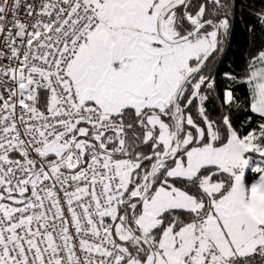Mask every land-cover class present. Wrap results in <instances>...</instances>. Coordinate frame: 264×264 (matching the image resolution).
<instances>
[{
	"label": "snow or ice",
	"instance_id": "1",
	"mask_svg": "<svg viewBox=\"0 0 264 264\" xmlns=\"http://www.w3.org/2000/svg\"><path fill=\"white\" fill-rule=\"evenodd\" d=\"M0 264H264V0H0Z\"/></svg>",
	"mask_w": 264,
	"mask_h": 264
},
{
	"label": "trees",
	"instance_id": "2",
	"mask_svg": "<svg viewBox=\"0 0 264 264\" xmlns=\"http://www.w3.org/2000/svg\"><path fill=\"white\" fill-rule=\"evenodd\" d=\"M259 2V0H257ZM243 22H238L236 31L234 33L232 46L228 51V56L220 66L221 71H226L230 67L235 68L243 62V55L248 47L250 37L242 27Z\"/></svg>",
	"mask_w": 264,
	"mask_h": 264
}]
</instances>
